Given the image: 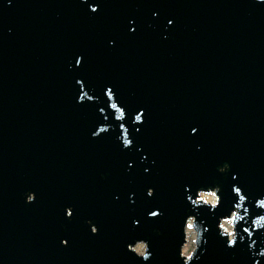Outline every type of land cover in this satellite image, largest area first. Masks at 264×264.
<instances>
[{
  "label": "water",
  "instance_id": "95a60500",
  "mask_svg": "<svg viewBox=\"0 0 264 264\" xmlns=\"http://www.w3.org/2000/svg\"><path fill=\"white\" fill-rule=\"evenodd\" d=\"M259 199L264 0H0V264H264Z\"/></svg>",
  "mask_w": 264,
  "mask_h": 264
},
{
  "label": "clouds",
  "instance_id": "9594fccd",
  "mask_svg": "<svg viewBox=\"0 0 264 264\" xmlns=\"http://www.w3.org/2000/svg\"><path fill=\"white\" fill-rule=\"evenodd\" d=\"M169 23H172V21H169ZM234 191L236 193H240L241 189L239 187L235 188ZM203 199L206 202L211 203L212 205H216L218 203L217 197L214 193L208 194L203 197ZM248 199L245 195H240V200L244 201ZM256 206L260 209H264V199H259L256 201ZM241 208L240 204L235 203L234 208L232 210V214L230 217H226L223 219V222L220 223L219 227L223 230V233L227 235L228 237V246L234 247L237 244V237L240 233L238 232L236 228V222L239 221H245V217H250L251 215V208L248 207L244 210V215H241L239 212H237L235 209ZM192 228V224H189V229ZM264 228V214L256 215L254 218H252V224L251 226L244 227L243 231L247 233L248 238L251 240V244L249 245L250 249H254L256 246V240L252 239V237L255 235V231L261 230ZM240 239H243V237H240ZM196 240H197V234L195 231H189L188 233V243L184 248V254L187 256V258L190 260L192 258V253L196 249ZM66 243V242H65ZM141 251H143V246H141ZM253 255H259L264 256V248L260 250L259 253L253 252ZM255 264H260L259 259L256 260Z\"/></svg>",
  "mask_w": 264,
  "mask_h": 264
},
{
  "label": "rangeland",
  "instance_id": "374dc122",
  "mask_svg": "<svg viewBox=\"0 0 264 264\" xmlns=\"http://www.w3.org/2000/svg\"><path fill=\"white\" fill-rule=\"evenodd\" d=\"M213 192H201V196H202V198L204 197V196H206V195H208V194H212ZM195 231V229L192 227L191 229H189V226L187 227V242L185 243V245L183 246V252H184V248H185V246L187 245V243H188V233H189V231ZM141 246H143V251H144V249H145V243H143V242H139V243H137V245L135 246V248H136V250L138 251V252H142L140 249H141Z\"/></svg>",
  "mask_w": 264,
  "mask_h": 264
}]
</instances>
